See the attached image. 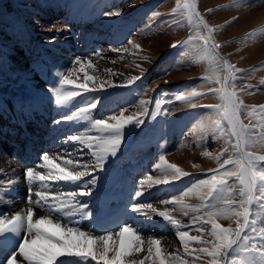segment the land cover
<instances>
[{
  "label": "rangeland",
  "instance_id": "rangeland-1",
  "mask_svg": "<svg viewBox=\"0 0 264 264\" xmlns=\"http://www.w3.org/2000/svg\"><path fill=\"white\" fill-rule=\"evenodd\" d=\"M81 1L84 0H0V60L6 62L4 64L0 61V98L11 94L46 100L48 94H53L50 90L55 83L56 73L68 67L73 57H81L85 63L87 59H92L95 65L94 68L86 69L89 75L97 78L95 82H88L89 87H98L100 81H112L111 85L105 83L104 89L96 93L104 106L91 110L94 117L103 116L111 123L113 121L110 116L119 115L120 112L126 116L136 115L143 113L147 108L151 113L154 111V101L159 100L161 114L154 120L142 117L146 126L136 129V135L144 129V132H147L149 128L154 132L151 137L138 141L136 150L133 151L137 154L134 157L136 163L145 164L144 173L136 168L131 154L126 157L128 163L132 161L131 166H126L125 169L128 186L134 191V187H138L142 181L146 182L149 176L153 179L166 178L172 181L170 185L154 184L151 188L145 184L143 198H147V202L157 204L160 210L171 209V214L180 218L181 224L187 226L182 230L189 231L190 235H201L203 239L211 240L210 225L206 224L201 231H197L198 223L190 220V217L200 213L189 210L188 216L185 217L179 206L164 205L161 202L164 199H172L174 195L180 198L182 190L187 191L194 181L210 179L214 170L222 171L219 163L204 153L218 155L225 147H229L223 137L201 134L200 131L201 125L207 123V117L210 115L203 105L221 102L218 95L209 91L211 88H218L219 84L205 79L215 76V65L206 55L202 56L195 51L203 43L198 37L206 35L207 29L199 20H190L182 9L176 10L178 0H131L130 3L127 0H98L101 8H98L97 4L91 8L81 7ZM183 2L184 0H179L181 5ZM195 2L199 16L213 29L214 42L220 45L215 50L218 57L232 65V69L222 68L219 74L222 77L231 75L234 78V85L228 90L235 91L246 106L240 113L241 122L250 127L258 124L259 112L254 116H249L248 113L253 106L258 108L264 105V67H259L264 65V0ZM116 10L121 11L120 17L104 15L105 12ZM156 12L160 15H154ZM133 14H141V25L132 22L126 32L116 35L115 24L121 28ZM189 38L192 42L186 47H171L172 44H179ZM136 44L140 45L139 49L134 47ZM113 48H127L128 51L117 53L112 51ZM96 52L102 55L97 56ZM105 69H111L112 72ZM165 71L167 75L164 74ZM116 75L123 77L118 78ZM20 76L22 79H19ZM132 76L141 77L142 80L126 84V78ZM77 78L78 83H82L83 73ZM66 87L71 90L74 86ZM161 89L164 90L163 95H160ZM190 91L205 93L202 97L194 98L196 107H191L188 102L179 99V96L188 95ZM140 101L145 103L141 104ZM73 102L76 105L83 104L80 97L75 98ZM109 109L113 111L109 112ZM36 123H44V120L39 119ZM46 124L50 123L47 121L41 129ZM8 127L11 128L10 125L4 126L0 132L13 137L14 132ZM32 128L35 138L25 151L30 153L31 147L38 144L39 147L34 149L33 155L25 156L27 160H22L23 164L35 161L38 157L35 153L43 145L42 138L36 135L34 127ZM74 132H79V129ZM91 134L96 133L93 131ZM74 147L72 143L69 152H73ZM1 148L8 149V157L14 158L10 156L11 150L5 147L3 142L0 143V150ZM249 150L264 154V144L257 142ZM87 151L83 150L84 153ZM231 151L229 147V152ZM160 155H163L168 163L177 165L190 175L180 180L165 176L161 169L155 167V163H160ZM88 158L86 156L83 160ZM233 158H236L235 155ZM56 162L62 163L61 160ZM227 167L231 169L232 166ZM124 172L107 184L103 177L96 173L100 180L96 187H103L108 194L111 189L121 185ZM18 176L20 175L15 173L13 180L21 178ZM203 192L206 193L207 189H203ZM181 202L190 206H202L204 203L196 194L184 196ZM218 222L226 227H236L234 220L221 219ZM256 228L258 231L264 229V216L258 218ZM148 232H155L156 238L162 241L161 246L167 251H176L177 255L183 252V244L174 228ZM249 236L250 239L246 243H255L259 247L261 238L256 233H249ZM190 247L195 249L200 245L192 244ZM143 255L146 253H141L140 257ZM196 255L193 252L184 258L189 264H206L207 257L196 259ZM251 259L258 261V264H264V257L253 254Z\"/></svg>",
  "mask_w": 264,
  "mask_h": 264
},
{
  "label": "snow or ice",
  "instance_id": "snow-or-ice-1",
  "mask_svg": "<svg viewBox=\"0 0 264 264\" xmlns=\"http://www.w3.org/2000/svg\"><path fill=\"white\" fill-rule=\"evenodd\" d=\"M127 2L130 3L131 0ZM181 9L190 20H199L207 29L206 35L198 37L203 43L195 51L202 56L206 55L215 65V76L205 79L219 84L218 88H211L209 91L218 95L221 102L203 105L210 115L207 123L201 125V134L223 137L232 151L229 152V147H225L218 155L205 152V156L219 163L222 171L214 170L210 179L194 181L187 191L182 190L180 198L174 195L172 199L161 202L164 205L179 206L185 217L189 210L200 213L190 217V220L198 223L197 231H201L206 224L210 225L209 234L212 239L205 240L201 235H190L189 231L182 230L187 226L182 225L181 219L171 214V209L160 210L153 203L147 202V198H143L145 184L149 188L154 184L170 185L172 181L166 178L153 179L149 176L146 182H140L133 192L122 197L116 208L111 206L104 188L96 187L100 183L96 173L103 177L105 184L122 174L126 157L136 150V129H143L145 126V119L142 117L154 120L161 114V105L156 100L151 113L145 108L143 113L136 115L126 116L123 112L111 115V123L103 116L94 117L91 110L104 106L96 93L104 89L105 83L111 85L112 81H100L98 87H89V81L97 80L86 71L87 68L95 67L92 59H87L85 63L83 58L73 57L68 67L56 73L51 92L58 107L68 105L77 97L81 98L83 104L76 105V111L62 114L60 119H54L52 123L60 125L63 121L87 122L84 125L85 131L66 135V141L75 145L73 152L79 151L81 155L73 157L72 152L67 149L59 152L52 147L39 155L37 162L25 166L23 175L28 188L25 209L15 211L10 216L0 213V264H189L184 257L193 252L197 254L196 259L207 257L206 264H258V261L251 259L253 254L264 257V229L258 231L256 228L258 218L264 216V154L249 150L257 142L264 144V105L258 108L253 106L248 113L249 116H254L259 112L258 124L250 127L241 122L240 113L246 106L235 91L228 90L233 87L234 78L219 74L222 68L232 69V65L218 57L215 50L220 45L213 40V29L199 16L195 0H184L182 5L178 0L176 10ZM104 15L120 17L122 13L116 10L105 12ZM154 15L160 14L156 12ZM191 42L189 38L179 44H172L171 47L184 48ZM134 47L139 49L140 45L136 44ZM112 51L120 53L127 52L128 49L113 48ZM95 55L101 56L102 53L96 52ZM76 65H79L78 69ZM105 71L112 72L111 69ZM77 73H83L82 83H78V78H72ZM164 74L167 75V71ZM138 80L142 78L132 76L126 78V84ZM66 86L74 87L69 90ZM163 94L164 90L161 89L160 95ZM204 95L205 93L190 91L188 95L179 96V99L196 107L194 98ZM140 103L144 104L145 101ZM111 111L113 109H109ZM93 131L95 135L91 134ZM153 132L149 128L143 133V137L149 138ZM53 143L60 141L55 138ZM83 149L88 150V160H83ZM158 159L160 163H155V167L161 169L165 176H171L172 180L190 175L177 165L168 163L163 155ZM56 160H61L62 163H57ZM229 165L232 166L231 169L227 167ZM68 184L73 187L65 190L64 185ZM205 188L206 193L203 192ZM189 194L198 195L204 201L203 205L183 204L182 198ZM81 197L90 198L92 204L83 202ZM156 217L161 219L158 221ZM221 219L234 220L236 227L222 225L218 222ZM137 221L143 226L137 224ZM105 223L113 226L104 228ZM158 225L162 229H175L183 244L182 253L177 255L176 251H167L161 246L162 241L156 238L155 232L149 234L148 229ZM249 233H256L261 238L259 247L255 243H246L250 239ZM192 244L200 247L193 249L190 247ZM141 253L146 255L140 257Z\"/></svg>",
  "mask_w": 264,
  "mask_h": 264
},
{
  "label": "bare ground",
  "instance_id": "bare-ground-1",
  "mask_svg": "<svg viewBox=\"0 0 264 264\" xmlns=\"http://www.w3.org/2000/svg\"><path fill=\"white\" fill-rule=\"evenodd\" d=\"M263 10V9H261ZM254 12V11H253ZM144 41V40H143ZM72 57V56H71ZM63 64V63H62ZM77 69L79 68V65L75 66ZM66 74V73H65ZM80 73H77V76H74L76 79L79 76ZM108 77V76H107ZM118 78H122L123 76L116 75ZM117 78V79H118ZM97 81V80H96ZM45 93V92H44ZM43 95V94H41ZM51 95H48V99L46 100L41 99L40 97H37L38 99H30V98H17L14 95L8 94L3 98H0V110L2 114H4L7 111L13 112L14 115H6L5 120L10 121L13 124H19L22 125V127H25L27 124L31 123L30 126H34L35 123L38 120H34L32 116L34 115L35 118H40L44 120V123H47V121L51 124L54 119H60L62 114H70L72 111H76V104L72 101L68 105L58 107L54 103V99L50 100ZM22 115V116H21ZM47 117V118H45ZM44 118V119H43ZM3 119H0V125L2 123ZM44 123H36V128L41 129L43 127ZM86 121H63L60 125H54L57 128H54V130H51L50 137L52 139L60 138L63 136L64 130H75L80 127H83L81 131H85L84 125H86ZM10 128V127H8ZM30 128V127H29ZM35 128V127H34ZM62 128V129H61ZM11 132H14V135H16L18 138L21 136V132H17L16 130H10ZM33 131V130H32ZM32 133L31 137V143L34 141L35 136ZM75 133V132H74ZM0 137L3 136V132H0ZM37 135V134H36ZM28 140V137H26ZM51 139V140H52ZM1 140V138H0ZM27 140L25 144L27 143ZM62 141V139L60 140ZM71 142V141H70ZM30 143V145H32ZM24 144V145H25ZM29 145V146H30ZM55 144L51 142L49 145V149L52 148ZM28 146V147H29ZM60 146V144L57 143V147ZM69 146L71 144L68 142L63 148H57L59 152L64 151L67 149L69 151ZM39 147V144L32 148V153L30 150L29 154L33 155L34 149ZM28 150V148H26ZM84 150V149H83ZM8 149L1 148L0 150V213H3L4 216H10L14 214L15 211H22L26 207V197L28 188L26 186V183L24 181V164L21 159L18 158H12L10 159L6 153ZM36 156H39L40 154V148L38 149L37 153H35ZM27 151L25 156H27ZM49 155H53V153L49 152ZM74 155V156H73ZM78 155H81L78 152H72V156L76 157ZM35 156V157H36ZM87 156L86 153L83 152V158ZM175 157V156H174ZM53 158L55 156L53 155ZM37 158H35L36 160ZM24 159V161H26ZM17 173L21 176V180L16 182L13 180V175ZM63 183V182H61ZM71 185H64V189L68 190L70 189ZM5 192V193H3ZM35 198V197H33ZM82 201L89 199L92 203V200L88 197H81ZM155 207H159L157 204L153 203ZM40 214L39 211L37 213ZM156 219L159 221L161 218L156 217ZM85 224H88L87 221H85ZM88 226H91L89 224ZM171 228V227H170ZM167 228V229H170ZM19 242V241H17ZM163 247V246H162Z\"/></svg>",
  "mask_w": 264,
  "mask_h": 264
},
{
  "label": "trees",
  "instance_id": "trees-1",
  "mask_svg": "<svg viewBox=\"0 0 264 264\" xmlns=\"http://www.w3.org/2000/svg\"><path fill=\"white\" fill-rule=\"evenodd\" d=\"M138 15V14H137Z\"/></svg>",
  "mask_w": 264,
  "mask_h": 264
}]
</instances>
